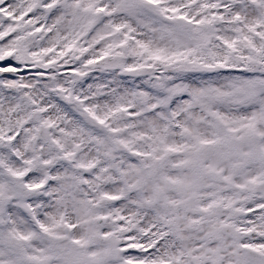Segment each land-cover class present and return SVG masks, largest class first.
Listing matches in <instances>:
<instances>
[{
    "label": "snow or ice",
    "instance_id": "6c2138e0",
    "mask_svg": "<svg viewBox=\"0 0 264 264\" xmlns=\"http://www.w3.org/2000/svg\"><path fill=\"white\" fill-rule=\"evenodd\" d=\"M0 264H264V0H0Z\"/></svg>",
    "mask_w": 264,
    "mask_h": 264
}]
</instances>
